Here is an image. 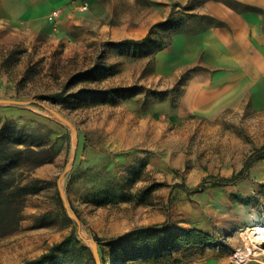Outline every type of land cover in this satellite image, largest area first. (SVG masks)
I'll return each instance as SVG.
<instances>
[{
    "label": "rangeland",
    "instance_id": "1",
    "mask_svg": "<svg viewBox=\"0 0 264 264\" xmlns=\"http://www.w3.org/2000/svg\"><path fill=\"white\" fill-rule=\"evenodd\" d=\"M80 1L39 25V36L18 24L0 29V122L55 149L33 170L51 183L0 237V263L22 264L67 238L62 264H264V244L242 235L264 225V151L243 177L216 183L264 144V109H249L243 95L239 106L179 111L205 62L195 41L188 51L175 42L219 24V0H86L84 9ZM146 33L147 52L110 45ZM172 55L185 63L169 68ZM58 91L62 102L45 97ZM190 229L212 240L163 247Z\"/></svg>",
    "mask_w": 264,
    "mask_h": 264
},
{
    "label": "crops",
    "instance_id": "2",
    "mask_svg": "<svg viewBox=\"0 0 264 264\" xmlns=\"http://www.w3.org/2000/svg\"><path fill=\"white\" fill-rule=\"evenodd\" d=\"M239 1L251 7L237 10L219 0L212 5V14L219 24L199 30L195 35H182L175 42L177 46L181 42L179 49L187 50L186 45L195 41L205 62L186 85L179 104L180 113L211 111L216 104L239 106L243 95L249 109H264V0ZM75 2L0 0V29L18 24L39 36V25L50 23L48 15L58 10L55 18L58 21L72 10ZM170 60L169 68L185 63L184 58L178 60L176 55Z\"/></svg>",
    "mask_w": 264,
    "mask_h": 264
},
{
    "label": "trees",
    "instance_id": "3",
    "mask_svg": "<svg viewBox=\"0 0 264 264\" xmlns=\"http://www.w3.org/2000/svg\"><path fill=\"white\" fill-rule=\"evenodd\" d=\"M165 23L166 21L158 22L156 25ZM150 42V34L146 33L141 38H123L110 42V45L117 50L147 52ZM88 73H92L91 69L85 70L83 74ZM45 97L58 103L66 99L62 91L47 94ZM256 151L255 155L250 154L245 159L243 166L238 171L216 183L232 184L243 177V173L251 161L259 158L260 151H264V144L259 146ZM54 155L55 149L45 136L19 129L9 121L0 122V237L18 229L28 196L39 192L45 185L51 183V180L33 175V170L42 164L53 161ZM179 185L181 186V184ZM58 199L60 200L59 196ZM128 235L129 233H126L118 237L119 244H122ZM66 239L51 245L46 252L26 259L22 264H62L59 251L68 241ZM210 240H212L211 235L200 229L183 230L173 239H163V247H172L173 244H204Z\"/></svg>",
    "mask_w": 264,
    "mask_h": 264
},
{
    "label": "bare ground",
    "instance_id": "4",
    "mask_svg": "<svg viewBox=\"0 0 264 264\" xmlns=\"http://www.w3.org/2000/svg\"><path fill=\"white\" fill-rule=\"evenodd\" d=\"M243 237L247 241H255L260 244H264V225H256L246 229L242 233Z\"/></svg>",
    "mask_w": 264,
    "mask_h": 264
},
{
    "label": "built area",
    "instance_id": "5",
    "mask_svg": "<svg viewBox=\"0 0 264 264\" xmlns=\"http://www.w3.org/2000/svg\"><path fill=\"white\" fill-rule=\"evenodd\" d=\"M87 5L88 4H87V1L86 0H81L79 2V7L82 8V9L86 8ZM58 14H59V11L58 10L53 11L52 14H50V15L47 16V20L50 23H53L54 24L55 23V18L57 17Z\"/></svg>",
    "mask_w": 264,
    "mask_h": 264
}]
</instances>
